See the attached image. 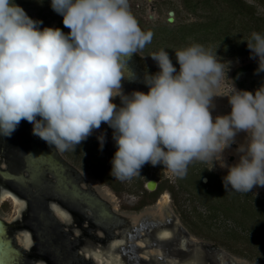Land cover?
I'll use <instances>...</instances> for the list:
<instances>
[{"label": "clouds", "instance_id": "9594fccd", "mask_svg": "<svg viewBox=\"0 0 264 264\" xmlns=\"http://www.w3.org/2000/svg\"><path fill=\"white\" fill-rule=\"evenodd\" d=\"M51 7L69 33L41 30L43 21L15 0H0V135L10 137L26 120L33 135L64 152L106 123L117 146L115 179L140 175L149 163L183 178L193 161L211 160L228 168L225 189L264 187V85L254 94L234 86L231 95L215 94L224 63L194 43L175 50L179 71L165 49L151 54L160 70L145 77L149 91L125 95L122 81L134 78L125 75L128 61L154 35L140 28L129 0H51ZM245 41L250 58L258 57L255 74L264 72V34ZM117 96L122 106L112 102ZM216 96L229 97L231 112L213 119ZM240 132L246 140L229 166L223 153ZM98 139L102 150L104 136Z\"/></svg>", "mask_w": 264, "mask_h": 264}, {"label": "rangeland", "instance_id": "374dc122", "mask_svg": "<svg viewBox=\"0 0 264 264\" xmlns=\"http://www.w3.org/2000/svg\"><path fill=\"white\" fill-rule=\"evenodd\" d=\"M242 1L251 9L228 0H129V4L140 28L154 33L151 43L143 49L151 54L165 49L179 71L175 50L201 44L224 63L225 75L219 87L213 89L215 94L231 95L234 87L254 94L264 85V72L255 74L258 57L250 58L245 40L253 31L264 34V0ZM15 3L32 19L43 21L41 30L52 27L60 28L66 34L70 32L61 15L53 11L51 0H15ZM171 10L175 11L173 22L168 20ZM215 18L222 19L220 24L226 27L213 28L208 33L188 32L185 39L181 38V27ZM221 33L224 37L220 38ZM134 73L138 75V69ZM131 74L128 67L125 75ZM122 90L125 95H130L133 91L147 93L149 87L138 80L126 79L122 81ZM112 102L122 106L119 96ZM213 103V119L231 112L228 96H216ZM101 135L104 136L102 150L98 139ZM246 136L247 133L240 132L236 142L223 153L227 165L238 162L236 150L245 142ZM67 151L79 165L98 174L126 202L139 221L160 211L180 212L198 228L211 219L223 242L238 256L255 264H264V187L254 186L248 193L235 192L230 186L225 189L223 177L228 168L211 160L193 161L183 178L164 169L163 165L153 167L149 163L143 166L140 175L123 181L115 179L110 172L117 146L113 129L106 123H102L100 129L94 130L75 150ZM149 179L157 181V190H147Z\"/></svg>", "mask_w": 264, "mask_h": 264}, {"label": "water", "instance_id": "95a60500", "mask_svg": "<svg viewBox=\"0 0 264 264\" xmlns=\"http://www.w3.org/2000/svg\"><path fill=\"white\" fill-rule=\"evenodd\" d=\"M168 20L174 21V11H170ZM150 55L145 49L138 50L128 61L132 74L138 69V75L134 73V78L142 83H145L147 75L160 70ZM18 127L8 137L12 140L13 147V173L3 172L6 183L15 193L6 190L0 194V213L10 223H15L17 217H21L23 221L22 209L26 206V201L16 193L26 195L29 211L39 225L38 237L29 231H24L22 237V232H18L17 241L23 247H30L29 250L18 249L7 237L8 227L0 217V264H22L23 257L28 258L30 264H34L32 256L28 257L31 255L30 250L42 253L43 259L39 261L41 264H128L121 252L125 247L121 243L126 244V240L112 242V248L117 247L119 250L111 251L107 255L105 240L98 241L96 248L93 246L96 242L87 241L88 235L80 227L74 229V233L79 236L71 237V231H64V223H57L58 218L53 215L48 203L51 198L56 200L61 210L57 205L55 208L61 217L74 214L80 226L87 221L88 231L97 228L100 235L109 236L114 230L119 231L120 226L127 220L132 224L140 223L126 202L98 174L79 165L68 151L57 152L53 146L33 135L31 123L26 126L19 124ZM5 139L7 140L6 137ZM29 153L33 156L27 155ZM157 184L156 180H149L147 188L155 190ZM168 215L175 218V222L173 228L165 227L160 232L162 238H168L159 240L163 245L153 244L149 253L138 250L137 245H133L132 249L137 247V252L146 258H151V253L166 254L165 263L160 264H255L238 256L223 242L211 219L198 228L180 212L160 211L149 217L164 221ZM25 220L29 222L26 217ZM54 225L56 229L62 227L61 237L55 231ZM67 229L70 227L67 226ZM173 232L178 233L177 237L170 238ZM81 233L85 235L84 238L80 237ZM32 240L35 243L33 247ZM148 241L149 236L139 239L138 243L145 246ZM132 257L136 264L140 262L137 255ZM141 264H151V260Z\"/></svg>", "mask_w": 264, "mask_h": 264}, {"label": "flooded vegetation", "instance_id": "af4514ba", "mask_svg": "<svg viewBox=\"0 0 264 264\" xmlns=\"http://www.w3.org/2000/svg\"><path fill=\"white\" fill-rule=\"evenodd\" d=\"M171 11H174V10H171ZM169 16H170V14H169ZM61 18L63 20V16L62 15H61ZM153 74H155V73H153ZM131 80L134 81V80H137V79L133 78ZM20 124H23V125L26 126L27 124H29V122L26 121V120H22L20 122ZM31 126H33L32 123H31ZM6 138H7V140L5 139L4 136L0 135V194L3 191H6V190L13 191L11 186H9L6 183L7 179L4 178V176H3V172L13 173V168H12L13 167L12 166L13 147H12V144H11L12 140L9 139L8 137H6ZM149 180H152V179H149ZM149 180H147V182ZM146 188H147V186H146ZM157 189H158V184H157V187H156L155 190H157ZM147 190H149V189L147 188ZM16 195H18L21 199L26 201V206L24 207V209H22V212L24 211V213H23V217H24L23 221H22V219H20L21 217H17V219L15 220L16 221L15 223H13V222L10 223V222L5 220V218L1 215V213H0V217L2 218V220L4 221V223L8 227L7 237L9 239H11L13 245H16V247L18 249L19 248H23V249H28L29 250L30 247H25V246L23 247L22 246L23 244L21 245L17 241V233L18 232H22L21 236L23 237L24 233L26 231L27 232L29 231V232H32L33 235L38 237L37 228H38L39 225H38L37 221L34 220V218H35L34 215L29 211V200L27 199V196L26 195H21V194H18V193H16ZM48 203H49V206H50V208L52 210L53 215H55L58 218L57 223H60V224L64 223L63 224V230L64 231H71L72 232L71 237L79 236V234H75L74 233V229L76 227H80L83 230V233L85 235H88V240L86 239L87 241L90 240V241L96 242V245H93L96 248H98V244H97L98 241L105 240L106 245H105L104 248L107 251V252H105V254H107V255H109V253H111V251L119 250V248H117V247L112 248V245H111L112 242L124 239V240H126V244L124 242L121 243V244L125 245L126 248L124 247V249H121V252H122V254L125 255L124 258L126 259L128 264H136L133 261V257H132L133 255L134 256L137 255L139 257L138 260L140 262L138 264L148 263V262H150V260H151V264L165 263L164 259H166L165 258L166 254H162L161 255V254H159L157 252L156 253H151L150 254L151 258H146V257L140 255V252H137V251L141 249L142 251H146V252L149 253L150 249L153 248V244L157 245V244L161 243V242H159V240L161 241L162 239H168V238H162L160 236V232L163 229H165V227H170V228L174 227L175 218H173L171 215H168L166 217V220H164V221H162V220H153V218H151V217H144V219L140 220V223L132 224V223H130V221L127 220L126 223H124V224H122V226H120V228H119L120 230L119 231H115L114 230L112 235L107 236L105 234L104 235H100L98 233V231H97V228L91 229V230L88 231L87 227H89V226L87 224V221L85 223H83L82 226H80L79 225L80 222H78V218L74 214L69 213L65 209H63V210L68 212L69 216H67L65 218L61 217L57 213L56 208H55V205H57L59 207V209H60V206H59L58 202H56V200H53L51 198V199H49ZM1 204L2 203H0V205ZM35 216L37 217L38 215H35ZM25 217L27 218V221H29V222H26ZM31 223H33L32 226L30 225ZM67 226H69L70 229H67ZM54 228L56 229L55 225H54ZM63 230H62V227L59 226L58 229H56L55 231L61 237V235L63 233L62 232ZM83 233H81V235H80V237H82V238H84V236H85V235L83 236ZM177 234L178 233H174L173 232V236L170 237V238L177 237ZM54 236H56V235H54ZM148 236L150 237V241H148V245L146 244L145 246H142L140 243H138L139 239H143V238L146 239V237H148ZM97 238L99 240H97ZM90 243L92 245V242H90ZM34 245H35V243L32 240V247ZM133 245H137L139 247V249L137 250L136 249L137 247H135L136 250L134 248L132 249V247H134ZM30 251H31V255L29 254L28 257L32 256V258L34 260L33 261L34 264H41L39 261H40V259H43V256L41 255L42 253H38V252H36V250L35 251L30 250ZM28 260H29L28 258L25 259L23 257V260L21 259V262H22V264H30V262ZM42 262H44V261L42 260ZM177 264H186V263L185 262L184 263H179L178 262Z\"/></svg>", "mask_w": 264, "mask_h": 264}, {"label": "trees", "instance_id": "16d2710c", "mask_svg": "<svg viewBox=\"0 0 264 264\" xmlns=\"http://www.w3.org/2000/svg\"><path fill=\"white\" fill-rule=\"evenodd\" d=\"M228 1H234V4H236V5L239 4V6L244 8V9L245 8L248 9V10L251 9L250 7H247L242 0H228ZM231 4H233V2H231ZM221 20L222 19H216L215 18V19H213L211 21H208V22H197V23H192V24L187 25V26H183V27L180 28L182 30L181 38L185 39L186 34H188V32L189 33L192 32V34L194 32H195V34H198L199 32L208 33L210 30H213V28L214 29H219V28H223L224 26L226 27V25L223 26V25L220 24ZM217 25H218V27H216ZM219 37L220 38L224 37V35H222V33H221V34H219ZM225 37H226V35H225ZM230 194H232V196H233V192L230 193ZM230 194L228 193L227 195H230ZM227 210H229V209H227Z\"/></svg>", "mask_w": 264, "mask_h": 264}, {"label": "bare ground", "instance_id": "6f19581e", "mask_svg": "<svg viewBox=\"0 0 264 264\" xmlns=\"http://www.w3.org/2000/svg\"><path fill=\"white\" fill-rule=\"evenodd\" d=\"M174 14H175V12H174ZM165 197L167 198V195H165ZM143 223V222H142Z\"/></svg>", "mask_w": 264, "mask_h": 264}]
</instances>
